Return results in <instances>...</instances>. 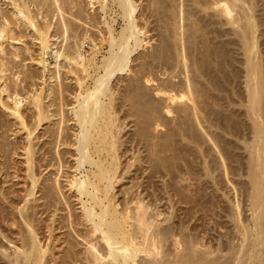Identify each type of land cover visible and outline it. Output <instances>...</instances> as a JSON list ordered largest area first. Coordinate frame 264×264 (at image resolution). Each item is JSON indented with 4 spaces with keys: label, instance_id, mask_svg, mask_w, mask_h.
Segmentation results:
<instances>
[{
    "label": "rangeland",
    "instance_id": "obj_1",
    "mask_svg": "<svg viewBox=\"0 0 264 264\" xmlns=\"http://www.w3.org/2000/svg\"><path fill=\"white\" fill-rule=\"evenodd\" d=\"M62 1L63 2H61V0H58V7L62 6L61 8L60 7L59 8H60V11H62L64 13L58 11V9L56 7L57 5L56 4L53 5V3H54L53 0H52V2H51V0H46L45 2L47 4L44 2V0H41V1L40 0H37V1L34 0V2H36V5H33V7H32L33 11H34L33 18H34V23H35L36 27L38 29H41V30L47 24L51 25V27H52V29L50 30V35L52 37L51 41L55 45H53L50 50L45 52V55L43 57V60H44V63H45V65H44L45 68H43V66H40V64L37 61L40 58V56H41L40 55L41 54L40 42L37 39L38 33L35 31L34 28H32L30 26L28 27L27 24H24L25 23L24 21L17 20L15 18H13L12 15L11 16L9 15L11 13V10L13 9V6L11 5L12 3H11L10 0H0V8H2L4 13L5 12L8 13L7 11H10L7 14L8 16L6 15V18L10 22V25L8 27V30H9L8 34H11L12 39H15V40H11V39L10 40H5V41L2 42L3 43L4 52L0 55V58H2L1 60L4 63L3 64L4 65L3 66V70H5V71H4L3 74L0 73V76H1L0 77V92H2V94L0 93V97H1V99L4 102H6L9 105H12L14 100L19 101L21 103V105H22V107H21L22 113L26 116V118L30 121V124H31V123H34V119L35 118H33V117H35V114L37 113V111L36 112L34 111L35 108H33L34 107L33 104H32L33 97H34V95L39 94V92H40L42 102L44 103V104H42V107L44 105V109L43 110L44 111H48L49 112L48 115L50 117H53V118H51V120L53 122L45 123V125L43 124L44 127H42V130H41L43 132V134L45 132L44 130L48 129V128L49 129L52 128L53 130L51 129V131H53V132L56 131L57 132L60 128L67 127L69 129V131H68L69 134L72 135L73 133H75V130H76V128L73 127L74 125H73V120H72L73 117H74V114H72L73 113L72 111H73L74 106H76V101H75L74 97H76L78 94H80V92L82 94H85L86 92L90 91L92 89V87L94 86L96 79H98L101 75H103L104 70H102L103 67L101 65H103V60H104L103 58L108 56L107 52L110 49L109 48V43H107L108 42L107 40H110V38H111L110 35H108V34H110L108 31L111 30L112 35L115 38L118 39V37H120V34H121L123 28H125L124 27L125 26V21L122 18V15H121L122 11L119 8L118 4L116 2H114V1L112 2V0H109L108 1L109 3L108 2L104 3L102 0H100V1L97 0V1H95V4H94L95 8L89 5V2H88L89 0H86V1L85 0H83V1L82 0H75V1L73 0L72 4L70 3L71 0H67V1H69L68 3L65 0H62ZM254 1L256 2L255 3V5L257 6L256 9L258 10L256 12H254L255 18H257V19H255L256 20V24L258 25V26L256 25V27H259V28H257V30H255L256 27L254 28V31H256V33H255L256 35L254 36V39H256L255 42L257 41L256 45L257 44L258 45H257V49H256L257 52L255 53V55H253V57L255 56L253 59H255L256 61L253 60V62L254 63L255 62L258 63L259 65L261 64V66H262V65H264V22H263L264 21L263 20L264 19V15H263L264 14V7H263L264 6V0L263 1L262 0H260V1L259 0L258 1L254 0ZM37 2L40 5H38ZM65 2L67 3V5H65ZM134 2L138 6V11H137V14H136L137 24L139 26L142 25L141 28H143V30L145 29L144 31L146 32L145 36H141V39L144 41V43L145 42L146 43L145 44L143 43L142 46L140 48H138L133 53L132 58H131V62L129 64L130 70L127 73H124L122 75H117L112 81V83H114V84L111 83V85H110V89H112L111 92L107 95V97L102 98V100L104 101V104L106 103L105 105H109L108 103L110 102V105L112 104L115 107V104H117V106H116V109L118 107V109L116 110V112H117L116 113L117 114V117H116L117 124L120 123L119 126L120 125L122 126L121 127L120 137H123L125 135L126 139L129 138L130 143L134 142V144L136 146L132 145L133 148L134 147L135 148L138 147L141 150L140 151L137 148L135 151L136 152L138 151L139 153L141 152L142 154L138 153L140 155V157L141 158L142 157H144V158L146 157V159H147V161H146V159L144 160V158L143 159L140 158L143 161V163H144V165L140 163L144 171H142V168H140L141 173L138 172L139 175H136V174H138L137 171H139V166H140V165L136 164V166H138V167L134 166L135 168H133L131 170V173H133V174L136 173V174H134V177H132V179L133 178L134 179L133 180L130 179V178L128 179L129 181L132 180V183H130L131 181L129 182L128 180H125L124 184L126 186H123V187L125 189V188H127L128 186H130V185H132L134 183L137 185V186H134L136 188H134L133 185L131 186V190L133 192H131V196H129V197H132V193H133V196H135L134 194H138L140 191H142V189L146 188L145 190H147V193H146L145 190H144L145 192L143 191V193L150 194V196H147V197L152 199V200H150V199L149 200L152 202L153 211L157 212L159 210V212L163 214V216L161 215V217L159 218V221L163 222L162 227H166V225L168 226V224L170 225V222L172 221L174 225H176V224L178 226L182 225V227H184L185 230H190L192 232H195L193 234L194 235L198 234L197 237L199 239H201L204 236V238H205L204 242L206 241V242L210 243V241H212L211 242L212 243L211 246L214 245V247H217L219 240H220V242H222V236H224L223 237V243L225 242L224 245L227 244L228 242H229L228 244H231L230 242L232 241V238L235 237L234 236V224L232 223L233 221L231 220L232 219L231 215L235 211V204L240 206L239 207V211H240L239 214H240V217L242 216L241 220L251 221L250 220L251 219V214H249V211L247 210L248 209L247 203H248L250 189H251L250 188L251 186L248 183V181H250V179L248 177V173H249V168H248L249 163L248 162H249V157H250L249 154H250V152L248 151L247 147L252 142L253 129L251 128L252 126H251V122H250L249 118L246 119V117H248V113H246L247 112L246 106H248V100H249L248 96L249 95H248V90H246L247 89V79H246L247 78V70L246 69L248 68V64H247L248 60L246 58H248V57H247L246 52L244 50L245 49V44H243V42H242V35H244V34L241 31V29H238L237 27L229 25L225 18L221 19L220 16H217L218 14H216L217 12L215 10L211 9V10H205V12H202V11H204L202 5L205 4V3L207 4V1H205V0L203 2H202V0H175V1L174 0H134ZM193 2H195V3H193ZM208 2L210 3V2H212V0H208ZM259 2H261V3H259ZM196 3L201 5L202 10H201L200 5H197ZM178 4H180L179 6H180V8L182 10L184 9L183 12L185 11V13L182 12L183 14H187L188 15L189 13H191L189 15V17H191V18H189L188 16L187 17L184 16V18H186V20L184 19L185 22H183V23L180 22L182 14L180 15L178 13L181 10V9L178 10V8H179ZM76 5H78V6H76ZM104 5H105V8L103 10L102 7ZM173 5H175L174 7L176 8V11H175V8L173 7ZM63 6H64V8H63ZM40 7H41V9H40ZM35 9H36V11H38L39 9L40 10L38 12H36ZM61 9H63V10H61ZM64 9H65V11H64ZM171 9H174V11L177 13V16L178 15L180 16V17L178 16V18H179V23H180L179 25L181 27H180V29L177 30V33H178V35L176 34L177 37L173 36L174 35V30H170L169 29V27L172 26V25L168 24V22L171 21V18L173 19V17L171 16V14H172ZM239 10L240 9H238V13L237 14L238 15L240 14L239 16L241 17V15H243V14L240 13L242 11L239 12ZM246 10H247V8H246ZM45 12H48L49 14L45 13ZM79 12H80V14H78ZM151 12H152V14H151ZM170 12H171V14H170ZM60 13H61V15H60ZM75 13H77V14H75ZM164 13H166V14L164 15ZM205 14H206V16H205ZM258 15H259V17H258ZM62 16H65V18L64 17L62 18ZM97 16H99V17H97ZM203 17L206 18V19H204ZM236 17H237V15H236ZM240 17H237V18H240ZM243 17H241V18H243ZM178 18H177V22H178ZM188 18L191 19V20L188 21L189 20ZM168 19H170V20H168ZM196 19H197V21H196ZM201 19L202 20L204 19L205 21L204 20L202 21ZM61 21H63V22H61ZM96 21H98V22H96ZM192 21H194V22H192ZM200 21L202 23L204 22V24H202ZM221 21H223L224 23L221 22ZM245 21H246L245 19H244V21L243 20L240 21L241 25L245 26L244 25ZM66 22H67V24H65ZM190 22H191V24L192 23L194 24V23L198 22V24L201 25V26H198L199 28L197 27L198 30L200 29V31H201V28H204L203 25H205L206 28L208 27V25H210L207 29L204 28V30H203L204 32L198 31V33H197L198 34L197 35V37H198L197 45L195 47L188 42L189 36H191V34L193 33V29H192V25L193 24L191 25ZM101 23L103 25H101ZM207 23H208V25H207ZM187 24H188V26H191V28H189L187 26ZM54 26H55V28H54ZM183 26H185L184 27L185 29L182 28ZM232 27H234V29ZM65 28L70 30V32H68V30H67V33H65L66 32ZM165 28H167V29L165 30ZM14 29H16V30H14ZM71 29L73 31H71ZM187 29L188 30L191 29L192 31H190V30L188 31ZM57 30H60V31L57 32ZM185 30L187 31V33L184 32ZM165 31H167V32H165ZM245 31H248V30H245ZM11 32H13V33H11ZM92 32H94V33H92ZM180 32H181L182 35H179ZM234 32H235V34H234ZM236 32L239 33V34H237ZM86 33L90 37V40L92 39V40H94V42L96 41L95 43H97V44H99L101 42V40H102V38L104 36L105 39L103 38V40H106V42L104 41V42H101L99 44L100 48H98L97 52L93 51V44H91L92 41L84 40L85 35H87ZM52 34H53V36H52ZM82 36H84V37H82ZM93 37H95V38L93 39ZM173 37H174V39H173ZM78 38H80V40ZM99 38H100V40H99ZM72 40H74V41H72ZM161 41H162V43H161ZM183 41H184L186 46L184 45V43H182ZM178 42H180V43H178ZM76 43H78V44H76ZM82 43L84 45H81ZM172 43L173 44L175 43L174 45L177 44L178 46L174 47ZM79 44L81 45L80 46V51L87 58L89 56L90 57L93 56V54H96L95 60H94L95 61L94 66H92V68L89 67L87 72H84V75H83V72L80 71V69L76 68V66L68 65V62L65 59H63V57H61V58H59L57 60L55 58V52L64 53L66 51V53L70 54V51H73L74 49L76 50V47H78ZM163 44H164V46H163ZM166 45H167V47H165ZM182 45H183V47H181ZM70 46H72V47L70 48ZM179 46L181 47L182 52H181V49H180ZM176 47L179 50H177ZM67 50H68V52H67ZM179 52H180L181 55L185 54L184 56L188 60H185L186 58L184 56L179 55ZM66 53H64V54H66ZM14 54H15V56H14ZM149 54H151V55L149 56ZM170 54H171V56H170ZM187 54L189 55L190 59H189ZM190 54H191V56H190ZM12 56H14V57H12ZM143 56H144L145 59L143 58ZM177 56L185 58L184 59L185 60V65L183 63H181V64L179 63L180 65H178L177 62H178V58L179 57L177 58ZM256 56H257V58H256ZM149 57H151L153 60L151 58H149ZM193 57L196 58V59H193V60H196L197 63H198V66L202 68V71L200 73L198 72V69L193 67V65H192L193 64L192 63L193 60H191V58H193ZM203 57H204V59H203ZM154 59L155 60L157 59L158 61L157 60L155 61ZM167 59H170V61L167 60ZM151 61H152V63H151ZM174 61H175V63L178 66L177 68H176V64L174 63ZM186 61H189V62L186 63ZM169 62H171V63H169ZM145 63H146L147 66L144 65L145 66V69H144V72H143L144 74L142 72H141V74H139L141 69H142L143 64H145ZM154 63H155V65H154ZM182 64H183V66H182ZM13 65H14V68H12ZM185 66L186 67L188 66L187 70L189 72L186 70ZM69 67H71V68H69ZM225 67H227V68H225ZM245 67H246V69H245ZM263 67L264 66H262L261 70L262 69L264 70ZM11 68H12V70H11ZM64 68L67 69V70H65ZM41 69H43V70H41ZM71 69L72 70L75 69L74 74L69 73V70H71ZM77 70H79V71H77ZM152 70H153V72H152ZM176 70H177V73H175ZM216 70H217L218 74L216 73ZM31 71H34V72H31ZM76 73L79 74L80 76H78ZM192 73H195V75L192 74ZM198 73H199V75H198ZM39 74H40V76H39ZM138 74L140 76H142V77L139 76L140 77L139 80H137V78H136V77H138ZM183 74L184 75L187 74L186 75L187 77L183 76ZM147 75H148L147 79H151V80L154 79L155 81L157 80L156 82L154 81L153 83H151L152 84L151 85L152 88H158V89L163 90V91L165 90V93H169V94L172 92L171 93L172 95H178L179 97L180 96H184L186 94L185 90L184 91L181 90V83H183V80L186 81V79L188 78V80H191L192 84L191 83L190 84L193 85V86L195 85L194 87L196 88V91H195L194 87H193V89L191 88L193 91L188 92L189 96H190V94H192V97H193L194 93H192V92H195L196 93V97L195 96H194L195 98L193 97L195 99V101L197 100V98L200 100L199 102L202 101V103L200 105L201 110H200V112L198 110L197 113H196L198 115L196 116V114H194L195 116L194 115L192 116V113H191V115L188 118H185V120H184L185 116L183 114L180 115L178 113L177 114L173 113L171 115V117H165V115H164V117H165L164 119L161 116L159 117V115H158L157 119L159 121H162V122L159 123L161 126L158 127L157 130L154 129V124H153L154 122H151L152 120L149 119V121H150L149 123L153 124V126H151V124L148 126V123L146 124V126L148 127V129L151 126L150 129L153 128L154 130L146 129L145 131L147 132V134L150 133V135L152 136V139L154 138V135L157 137V139L155 137V139H154L155 141L151 139L152 142H151V140H149V138L151 137L149 134H148L149 136L146 137L147 139L144 142H142L141 137H139L140 141L136 140V138H137L136 136L137 135L140 136V133L142 132L141 131L142 129H140L141 128L140 127L141 120L146 121V119L150 116L149 113L144 114L145 112H148L147 109H145V106L143 104L138 106L136 109H134V107L132 105L131 108L133 107V109H129L130 105L132 103L137 102V99H135L136 101H133L132 103H130L132 99L129 100L130 101L129 103L127 102L129 97H131V98L133 97L134 98L135 96H133V95H136V91L135 92H131V90L129 91V89H131L132 85L136 82V80H137L136 83H139V84H137V86L139 85L138 89L140 88L137 92H141V91H143L145 89L146 85H144V83H145V79H146ZM149 75H151V76H149ZM263 75H264V71H263ZM78 78L82 81V85L81 86H79V84L77 83V79ZM82 78L84 80H82ZM171 79L172 80L174 79L175 81L174 80L171 81ZM230 79H232V80H230ZM131 80L134 83L131 84V82H132ZM140 80H142V81L140 82ZM178 80H179V82H178ZM194 82H195V84H194ZM165 83H167V84H165ZM83 84H84V86H83ZM170 84H172V85H170ZM178 84H180V85H178ZM129 85L131 87H129ZM6 87L8 88V91L7 92H3V90ZM67 87H69L68 90H67ZM122 87L125 90H123ZM142 87H143V90H142ZM172 88L175 89V90H173ZM200 89L202 91V94H201ZM180 90L183 91L184 93L182 94ZM198 90L200 91L199 93H198ZM62 91H64V92H62ZM246 91H247V93H246ZM16 93H17V95H16ZM75 93H76V95H75ZM111 93L113 95H111ZM173 93H175V94H173ZM197 93H198V95H197ZM114 94H116V95H114ZM118 95H119V97H118ZM112 96L113 97L115 96L116 98L115 97L113 98ZM62 97H64V98L62 99ZM125 97H126V99H125ZM115 99H116V101H115ZM162 99H164V98H162ZM183 100H187V99L184 98ZM51 101L54 102V103H52ZM60 101H62V102H60ZM64 101H66V102H64ZM243 101H244V103H243ZM45 102H46V104H45ZM49 102H51V103H49ZM196 102H198V101H196ZM203 102H205L206 104L203 103ZM61 105H62V107H61ZM142 105L144 107H142ZM243 105L246 108V111H245V108L243 107ZM204 106H205V108H204ZM127 109H128V111H127ZM206 109H208V110H206ZM137 110H140L142 114L139 113V111L137 113ZM214 112H215V114H214ZM245 113H246V115H245ZM63 116H64V118L62 119ZM12 117L13 116L10 115V112L8 110L3 109L0 106V141H1L0 143L4 144L5 146L7 144V146H6L7 150H6V147L4 145L0 144V146L2 145L3 149L8 151V153H7L8 156H5V158L0 153V163L1 164L2 163L9 164V165L11 164V166H13L12 164L15 163L14 164L15 166H17L18 168L23 170L24 164H22V162L24 161L25 157L23 156L24 153L21 152L22 151L21 147L24 144H27L26 143L27 141L25 140L26 139V136H25V134H26L25 131L26 130L25 131L23 130V132H22L21 127L20 126L18 127L19 122L15 118H12ZM168 118H170V119H168ZM190 118H191V120H190ZM65 120H67V121L69 120V122H67ZM166 120H168V121L170 120V121L168 122ZM29 121H28V123H29ZM63 121L67 122V123L65 124V123H63ZM143 121H142V125L143 124L145 125V123L148 121V119H147V121L145 123H143ZM60 122H61V124H60ZM230 122H232V123H230ZM2 124H4V126H2ZM66 125H68L69 127L66 126ZM58 127H59V129H58ZM249 128H251V129H249ZM179 129H181V131ZM250 130H251V132H250ZM190 131L191 132L193 131V132L191 133ZM78 132L79 131L77 130L76 134H78ZM193 133H194V135H193ZM189 134H191V135H189ZM239 135H240V138H239ZM1 136L3 137V139L1 138ZM163 136L164 137L166 136L165 139L166 138L167 139L165 140ZM183 136L185 137L186 140L183 138ZM159 137H161V138L159 139ZM162 137H163V140H162L161 143L160 142L159 143H160L161 147L163 145V147H165V148H163V147L162 148H158L157 146H156L157 148L155 147L156 149L152 148L154 143H156V142L158 143V141H156V140H158V139L161 140ZM3 140H4V142L6 144L3 142ZM44 140L47 143L52 141V139H49V138L48 139L45 138ZM131 140H133V141H131ZM148 140L151 143L147 142ZM188 140H190V142ZM200 140H201V142H200ZM165 141H169L170 143L169 142L165 143ZM139 142H140V144H139ZM34 143L36 144L37 142H34ZM147 143L150 144L149 146H151L152 144L153 145L151 147H149ZM159 143L157 145H159ZM162 143H164L165 145L162 144ZM11 146H13V148ZM40 146L41 145H38V147L36 149H39ZM49 146L50 145H48V148H49ZM51 146H53V147H51ZM51 146H50L51 150L49 149L50 150L49 152L51 153L50 154L51 156L54 155V157H55L56 156V153H55L56 151L63 150V147H60V149L58 147L56 148L55 143L51 144ZM1 147H0V149H1ZM130 147L131 146L128 145V148H130ZM166 147L168 148V150L170 149L171 152H168ZM183 147H184V149H183ZM10 148H11V150H10ZM46 148H47V146H46ZM14 149L17 150L15 152L16 155H14L12 153V152H14ZM152 149H155V150H152ZM162 149H164V151ZM165 149H166V151H165ZM244 149H245V151H244ZM151 150L154 151V152H152ZM155 151H156V153H155ZM160 151H162V152L161 153H157V152H160ZM131 152L132 151H130L129 156H132L133 152L132 153ZM154 153L159 155V156H160V154L162 155V153H165L166 155L164 156V158H165L166 161L163 159L165 162L162 161L161 162L162 165H161L160 164V161H161L160 159L163 156L162 157L160 156L161 157L160 158L157 155H153V158H152L151 155L154 154ZM147 154H149V155H147ZM148 157L151 158L150 161L148 160L149 159ZM221 157H222V159H221ZM154 158L156 159V161H155ZM158 158H159L160 161L158 160ZM166 158H168V161H167ZM169 158H170V161H169ZM223 158H224V160H223ZM152 159H154V160H152ZM18 160H20V162ZM11 161H13V162H11ZM151 161L152 162L155 161L153 163L157 164L156 166H158V170H156L157 169L156 166L155 167L151 166V164L153 165V163ZM202 161H203V163H202ZM17 162H18V164H17ZM55 162H56V160H54L52 163L55 164ZM166 162H168V163H166ZM146 163H149V164L145 165ZM159 165L162 166V167H160ZM149 166H151V169L149 168ZM13 167L8 170L9 174H6L7 177H4V176L0 177L2 183H5V184L1 183L0 184L1 185L0 188H3L4 192H10L11 193V194H9V197L13 198V202L11 203V206L8 208V210L10 212L13 211L12 213L14 214V216H16V218H14L13 215L12 216L10 215V217H8L6 219V221H4L5 223L4 222L1 223V226H2V230L4 232V235L7 236L8 238L11 237L9 240H11V239H12V241L16 240L14 242H15L16 246L18 247V246H20L19 244H21V242L19 240L20 237H18V235H20V232H19L20 230L17 227H15L16 225L13 227L12 224L14 222L20 221V219H18L19 215L17 213V209H20L22 207V203H20V201L17 199L16 196L20 197L21 195H23L24 194V189H26L27 185L30 186V183H28V184H27V182L24 183L25 181H23L21 179V176H22L23 172L19 173L21 176L18 179L17 178L13 179V177H14V176H12V175H14ZM188 167H189L190 170L188 169ZM136 168H137V170H136ZM147 168H149V169H147ZM223 168H224V170H223ZM225 168H226V170H225ZM48 170L51 171V172L48 173V178L50 180L45 182V183L52 186V184H54L56 170L53 169V168L52 169L49 168ZM154 170H155V172H153ZM242 170H244V171H242ZM151 171L154 174H151L150 173ZM169 171H171V172H169ZM181 171H183V172H181ZM147 172H148V174H151V175H149L150 176L149 180H148L149 176L147 175ZM142 173H144V175ZM133 174L131 176H133ZM205 174H206V176H205ZM135 175L137 177L140 176L139 177L140 180L137 179V178H136L137 179L136 180L135 179ZM170 175H171V177H170ZM210 175H211V177H210ZM141 176H142V178H141ZM146 176H148V177H146ZM151 176H152V178H151ZM163 177H164V179H163ZM205 177H206V179H205ZM61 178L59 180H60L62 186H64L65 185L64 178H62V179ZM144 178L146 179V181H145ZM160 178H162V179H160ZM202 178H204V179H202ZM3 179H5L4 182H3ZM172 179L173 180L176 179V180L173 181ZM134 180H136V182L133 183ZM138 180H139V182L143 181L142 183H144V185L143 184L140 185ZM180 180H181V182H180ZM148 181L149 182L151 181V182L148 183ZM167 182H168V184H167ZM169 182L172 184L171 186L169 185ZM128 183H130V184H128ZM173 183L174 184L176 183L175 185H176L177 190H178V192L176 190V193H174L175 189H174V192H173V188H175V186L173 187V185H174ZM145 184H146V186H145ZM147 184H148V186H147ZM119 185H121V184H119ZM119 185H117V187H118L117 189H120ZM139 185L141 187L142 186L143 187L145 186V187L140 189ZM167 186L169 188L170 187L171 188L169 189ZM206 187H207V189H206ZM245 188H247V189H245ZM29 189H30V187H29ZM117 189L115 190V192L117 191ZM64 190H63V192L66 193L65 194L66 196L65 195L64 196L67 199L71 197L70 198V203L72 205L70 203L69 204L71 206V209H73V211L71 212V209H70V211H67L69 209L66 208L67 205H65L64 203H63V205H65V206L62 207V202H64L63 200L65 199V197H63L62 194H60V193H59L60 195L56 194L55 197L59 196L58 197L59 198L58 201H60V200L62 201V202L60 201L61 204L58 206L60 208V210L58 212V216L59 215L61 216V218H59V221L60 222L62 221L60 219H64V220L66 219V220H65V222L63 220L62 221L63 224H60V225L64 226L65 228H62L61 226H58L59 229L61 227V229H60L61 232L59 231V229H57V231L55 233H56V236H58V237L55 236V233H54V236H55V238H58V239H60V237H61V241L63 240L66 243L63 244V241L62 242L61 241H59V242L57 241L58 244H54V242H51V243H53V245H51L53 247V251L56 253V254L53 255L55 257L54 259L57 260L58 257H59V259L57 260L58 263H56L54 260H52V257H51L50 260H52V261H50V262H52L53 264H55V263L56 264H83L84 260H82V258L84 257V252H85L86 246L84 245L85 242L82 243L81 242L82 240L80 239V237H78V233H79L78 231H80L81 227L78 226V229H77L76 228L77 226H76L75 228L77 230H75V228H73L74 230H71L72 227L70 228V226L72 225L71 224L72 218L70 217V215H73V214H74V216H76L77 214L79 215V213H80L79 212L80 211V205L75 201L74 198H72L71 195H69L68 192H66V189H64ZM135 190L138 191V192H136ZM204 190H205V192H204ZM122 191H123V189H122ZM122 191L120 190L121 193H119V191H118V196L117 197L119 198V200L124 197V195L122 194ZM166 191L167 192L169 191V192L166 193ZM172 192L174 194H176V195L174 196V194ZM56 193H58V192H56ZM164 195H166V196H164ZM168 196H170V197H168ZM245 199H246V201H245ZM156 201H158V203ZM1 203H3V204H1ZM1 203H0L1 206L4 205V206L8 207V205L7 204L5 205V203L3 201H1ZM28 203L29 204H27V205H29L28 207H30V208L33 205L36 204V203H34V200H31ZM156 205H157V207H156ZM242 207H243V209H242ZM68 208H69V206H68ZM67 212H70L72 214H70V213L67 214ZM49 213H46L47 214L46 216L44 214L43 215L44 218L42 217V219L50 221ZM188 215H189V217H188ZM229 215H230L231 218L229 217ZM62 216H64L65 218H63ZM67 217L69 219L70 218L71 219L67 220ZM73 218H75V217H73ZM163 218H165V219H163ZM168 218L169 219L171 218L172 220L170 219V222H169ZM185 218H187V219H185ZM166 219H167L168 222L167 221H163V220H166ZM229 219L231 220V222H230ZM172 222H171V224H172ZM46 223L48 224V222H46ZM42 224H45V223H42ZM67 225H69V226L66 227ZM72 226H75V225H72ZM10 230H11V232H10ZM203 230H204V232H202ZM67 231H68V235H69V232H70V235L73 234L72 235L73 237L71 236L72 237L71 238L72 241L70 240V238H68ZM75 231H77V232H75ZM187 232H189V231H187ZM192 232H190V233H192ZM47 234L48 233L46 232V235ZM70 235H69V237H70ZM219 236L221 237V239H220ZM230 237H231V240H230ZM65 238H66V241L64 240ZM67 238L69 239V241H68ZM67 241L69 243H67ZM0 242H1L0 244L3 246L4 249L5 248L8 249L7 254H13L14 251L9 249V247H10L9 244L6 243V240L2 236H0ZM234 242H235V240H234ZM236 243H238L237 240H236L235 244ZM67 244H69V247H67L68 246ZM70 245L73 246V249H71V250H70V247H71ZM167 246L170 248L168 243L166 245V249L168 248ZM225 246H227V245H225ZM83 248H84V250H83ZM66 249L68 250L69 254L71 253V251L74 252V254H72V255H75L76 253H78V254H76L75 256H72L73 258L70 257L71 255L68 257V253L66 254V252H67ZM56 251H58L59 254ZM75 251H77V252L75 253ZM65 254L67 256H64ZM78 256H79V258H77ZM60 257H61V259H60ZM142 257L143 256H141V258ZM64 258H65L66 261L64 260ZM69 258H71V259H69ZM48 260H49V258H48ZM59 260H60V262H59ZM70 260H72V261H70ZM7 262L8 261L6 260V258H4V257H2V255H0V264H8ZM50 262H49V264H52Z\"/></svg>",
    "mask_w": 264,
    "mask_h": 264
},
{
    "label": "bare ground",
    "instance_id": "obj_2",
    "mask_svg": "<svg viewBox=\"0 0 264 264\" xmlns=\"http://www.w3.org/2000/svg\"><path fill=\"white\" fill-rule=\"evenodd\" d=\"M10 1L12 3L11 5L13 6V9L11 10V13L9 15L10 16L12 15L13 18H15L17 20L24 21L25 22L24 24H27L28 27L30 26V27L34 28L35 31L38 33V35L37 34L36 35H37L38 41L40 42V51H41V54L40 55L41 56H40V58L37 61L40 64V66H43V68H45L44 67L45 63H44V60H43V57L45 55V52L48 51V50H50L51 47L53 45H55L51 41V39H52V37L50 35V30L52 29L51 25H49V24L45 25V27L42 28V30L41 29H38L36 27V25L34 23V18H33L34 11H33V8H32L33 5H36V2H34V0H10ZM45 1L46 0H44V2ZM53 1H54L53 5L56 4L57 6L56 5L55 6L57 7L58 11L59 12H62V11H60V8L62 6L61 7L59 6L60 8L58 7V0H53ZM65 1L67 3L69 2L67 0H65ZM72 1L73 0L70 1L71 4H72ZM95 1H97V0H89L88 1L89 2V5L92 6V7H94ZM102 1L104 3H107L109 0H102ZM113 1L118 4L119 8L122 11L121 15H122L123 20L125 21V26H124L125 28H123V30H122V32L120 34V37H118V39L115 38L112 35L111 30L108 31L110 33L108 35H110V37H111L110 40H107L108 41L107 43H109V48L110 49L107 52L108 53V56L105 57V58H103L104 59L103 60V65H101L103 67L102 70H104L103 75H101V76L99 75L100 77L98 79H96L95 84H94V86L92 87V89L90 91L87 90L88 92H86V93L84 92L85 94H82L80 92V94H78L76 97H74V99L76 101V106H74L73 111H72L73 112L72 114H74V117H73L72 120H73V125H74L73 127L76 128L75 133H73L71 135V134H69V132H68L69 129L67 127H62L61 126L62 128L59 129V127H58L59 130L57 132L56 131L53 132V131H51L52 128L51 129L48 128V129H45L44 130L45 132L43 134V132L41 131L42 130V127H44L43 124L45 125V123L53 122L51 120V118H53V117H50L48 115V113H49L48 111H44L43 110L44 109V105L42 107V104H44V103L42 102L40 92H39V94H36L33 97L32 104L34 106L33 108H35L34 111L35 112L37 111V113L35 114V117H33V118H35L34 119V123H31V124H30V121L26 118V116L22 113V111H21L22 105H21V103L19 101L14 100L13 103H12V105H9L6 102H4L1 99V97H0V106L3 109L8 110L10 112V115L13 116L12 118H15L19 122L18 127L19 126L21 127L22 132H23V130L24 131L26 130L25 131L26 132V134H25L26 139L25 140L27 141L26 142L27 144H24L21 147V150H22L21 152L24 153L23 156L25 157L24 158V161L22 162V164H24L23 170L20 169V168H18L17 166H15L14 165L15 163L12 164L14 167L11 166V164L9 165V164H4V163L1 164L0 163V177L1 176L7 177L6 174H9V171L8 170L13 167V170H14V172H13L14 175H12V176H14L13 179L14 178H17L18 179L21 176L19 173L20 172H23L22 173V176H21V179L23 181H25L24 183H26V182H27V184L30 183V186L27 185L26 189H24V194L23 195H21L20 197H18V196L15 195L17 197V199L20 201V203H22V207L20 209H17V213L19 215V218L18 217L17 218L20 219V221L14 222L12 224L13 227L16 225L15 227H17L20 230L19 232H20V235L21 236L18 235V237H20L19 240H20L21 244H19L20 246H18V247L16 246V244L14 242L16 240H14V241H12V239L9 240L11 237L8 238L7 236H5L4 235V232L2 230L1 223H3L4 221H6V219L8 217H10V215L11 216L13 215L14 218H16V216H14V214L12 213L13 211L10 212L8 210V208L11 206V203L13 202V198L9 197V194H11V193L10 192H4L3 191L4 189L3 188H0V203H1V201H3L5 203V205L6 204L8 205V207H6L4 205H3L4 206L3 207V206L0 205V236H2L6 240V243L9 244V246H10L9 249H11V250L14 251V252L12 251L13 254H7L8 249L7 248L4 249L3 246L0 244V255H2V257L6 258V260L8 261L7 262L8 264H49V262L52 261V260H54L56 263H58L57 260L59 259V257L57 256L58 257L57 260L54 259L55 257L53 255L56 254V253L53 251V247L51 246V245H53V243H51V242H54V244H58V242L61 241V237H60V239L55 238V236H56V233L55 232L57 231V229H59L58 226H61L62 228H65V227L62 226V225H60V224H63L62 221L64 219H60V220H62L60 222L59 221V218H61V216L60 215L58 216V212L60 210V208L58 206L61 204L60 203L61 200L58 201V199H59L58 197L59 196L58 197H55V196H56V194H58V195L62 194V196L65 197L66 196L65 195L66 193L63 192V190L66 189V192H68L69 195H71L72 198H74L75 201L80 205V211H79L80 213L78 212L79 215L78 214H77L78 216L77 215L74 216V214L73 215H70V217L72 218L71 224L72 225H75V226H72L71 225L70 228L72 227L71 230H74L73 228H75L76 226H77L76 227L77 229H78V226L81 227L80 228V231H78L79 232L78 233V237H80V239L82 240L81 241L82 243L85 242L84 245L86 246V248L84 247L85 248V252H84V257L82 258V260H84L83 264H264V75H263V71L264 70L263 69H262L263 71L261 70L262 66H264V65L261 66V64L259 65L258 63H256V62L254 63L253 62V60H255V59H253L255 57V56L253 57V55H255V53L257 52L256 49H257V45H258V44L256 45V42H257V41L255 42L256 39H254V36L256 35L255 34L256 31H254V28L257 25L256 24V20H255L257 18H255L254 12L258 11L256 9L257 6L255 5L256 2L254 0H212V2L209 3L208 0H205V1H207V4L205 3V4H203L204 6L202 5V7L204 9V11H202V12H205V10H211V9L212 10H215L217 12L216 14H218L217 16H220L221 19L222 18H225L227 20V23L229 25L234 26V27H237L238 29H241V31L244 34V35H242V34L241 35H242V42H243V44H245V49L244 50H245L246 55L248 57V58H246L248 60L247 61L248 68L246 69V67H245V69L247 70V78H246L247 79V89L246 90H248V95H249L248 96V98H249V100H248V106H246V108H247V112L246 113H248V117H246V119L249 118V120L251 122V126H252L251 128L253 129V132H252L253 133L252 142H251V144H249L248 147L246 146L248 148V151L250 152V154H249L250 157H249V162H248L249 163V166H248V168H249L248 177H249L250 181H248V183L251 186L250 187L251 189H250L249 199H248V203H247V206H248V209L247 210L249 211V214H251V219H250L251 221L241 220V217L242 216L240 217V214H239L240 213V211H239V207L240 206L237 205V204H235V211L231 215V217H232L231 220L233 221L232 223L234 224V236L235 237L232 238V241L230 242L231 244H228L229 243L228 242L227 244H225L227 246H225L224 245L225 242L223 243V237L224 236H222V242H220V240H219L220 243L217 241L218 242V246L217 247H214V245L211 246V244H212L211 242L212 241H210V243H208L206 241L204 242V239H205L204 236L203 237L201 236L202 238L200 237L201 239H199L197 237L198 234L194 235L193 233H195V232H192L190 230H185V228L182 227V225L181 226H178L176 224L177 225L176 226V225L173 224L172 221H171L172 222V224H171V222H170V219L171 218L170 219L168 218V221L170 222V225L168 224V226L166 225V227H162L163 222L162 221L160 222L159 221V218L161 217V215L163 216V214L160 213L159 210L157 212L156 211H153L152 202L150 201L152 199H150V198L147 197V196H150V194L143 193V191L146 189V188H144L146 186V184H145L144 187L143 186L141 187L140 185H142V184L144 185V183H142L144 180L142 179L143 181L142 182H139V180H140L139 177L140 176L139 177L136 176V175H139L138 172L141 173V171H140V168H142L141 164L144 165V163H143V161L141 159H143L144 157L141 158L140 155H139L141 152L139 153L138 151L137 152L135 151L138 147H136V148L134 147L135 149L133 148V146H136L134 144V142H131L130 143L129 138L126 139L125 138L126 137L125 135L123 137H120L121 127L122 126L121 125L119 126L120 123L117 124V119H116V117H117L116 110L118 109V107L116 109L117 104H115V107L112 104L110 105V102L108 103L109 105H105L106 103L104 104V101L102 100V98L107 97V95L111 92L112 89H110V85H111L113 79L117 75H122L124 73H127L130 70L129 64L131 62L132 55H133V53L138 48H140L142 46V44L144 43V41L141 39V36H145V34H146V32L144 31L145 29L143 30V28H141L142 25L139 26L137 24L136 14H137V11H138V6L134 2V0H112V2ZM203 1L204 0H202V2ZM256 1H258V0H256ZM51 2H52V0H51ZM61 2H63V1L61 0ZM66 2H65V5H67ZM193 3H195V2H193ZM259 3H261V2H259ZM196 4L197 5H200L198 3H196ZM38 5H40V4L38 3ZM179 5L180 4H178V6ZM64 6H63V8H64ZM76 6H78V5H76ZM174 6L175 5H173V7ZM200 7H201V5H200ZM202 7H201V10H202ZM104 8H105V5L102 7V9L104 10ZM246 8H247V10H246ZM40 9H41V7H40ZM179 9H181L180 6H179L178 10ZM238 9H240L239 12L242 11V12H240V13L243 14V15H241V17L244 16L243 18L246 20L245 23H244L245 26L241 25V22L240 21H242V20L244 21V19L239 16L240 14L239 15L237 14L238 13ZM61 10H63V9H61ZM183 10L181 9L178 12L180 15L182 14L181 15V21H180L182 23L185 22L184 19L186 20V18H184V16H186V17L188 16L189 17V15L191 14V13H189L188 15L187 14H183V13H185V11L183 12ZM35 11H36V9H35ZM38 11H36V12H38ZM64 11H65V9H64ZM175 11H176V8H175ZM175 11H174V9H171L172 14H171V12H170V14L173 17V19L171 18V21L168 22V24L172 25V26L169 27V29L170 30H174V35L173 36L177 37L176 36V34L178 35L177 30L180 29L181 26L179 25L180 24L179 23V18H178L179 15L177 16V13ZM7 12L9 13L10 11H7ZM5 13L2 10V8H0V55L4 52L3 43L2 42L5 41V40H10V39L11 40H15V39H12L11 34H8V32H9L8 27L10 25V22L6 18V15L8 13H6V14ZM45 13H48V12H45ZM62 13H64V12H62ZM75 14H77V13H75ZM78 14H80V12ZM151 14H152V12H151ZM165 14L166 13H164V15ZM60 15H61V13H60ZM236 15H237V17H240V18H237ZM205 16H206V14H205ZM63 17L65 18V16H62V18ZM97 17H99V16H97ZM258 17H259V15H258ZM177 18H178V22H177ZM189 18H191V17H189ZM204 19H206V18H204ZM168 20H170V19H168ZM190 20L191 19H189L188 21H190ZM196 21H197V19H196ZM61 22H63V21H61ZM96 22H98V21H96ZM192 22H194V21H192ZM221 22H223V21H221ZM65 24H67V22ZM190 24H191V22H190ZM197 24H198V22H196V23H194L192 25L193 33L191 34V36H189V39H188V42L190 44H192L194 47L197 45V39H198V37H197L198 34L197 33H198V31H200V29L198 30V28H199L198 26H201V25H199V24L197 25ZM202 24H204V22ZM101 25H103V24L101 23ZM207 25H208V23H207ZM187 26H188V24H187ZM209 26L210 25H208V27ZM184 27L185 26H183L182 28H184ZM188 27L191 28V26H188ZM203 27L206 28L205 25H203ZM234 27H232V28L234 29ZM54 28H55V26H54ZM204 28H201V31L202 32H204L203 31ZM257 28H259V27H256L255 30H257ZM166 29L167 28H165V30ZM14 30H16V29H14ZM67 30L68 29H66V32L65 33H67ZM189 30L192 31L191 29H189ZM245 30H248V31H245ZM58 31H60V30H57V32ZM71 31H73V30L71 29ZM68 32H70V30H68ZM165 32H167V31H165ZM184 32L187 33L186 30ZM11 33H13V32H11ZM92 33H94V32H92ZM234 34H235V32H234ZM237 34H239V33H237ZM179 35H182L181 32H180ZM52 36H53V34H52ZM82 37H84V36H82ZM94 38L95 37H93V39ZM103 38H104V36H103ZM103 38H102V40H103ZM78 39L80 40V38H78ZM173 39H174V37H173ZM84 40H90V37L88 36V34L85 35ZM99 40H100V38H99ZM102 40H101V42H104V41L106 42V40H103V41ZM72 41H74V40H72ZM90 41H92L91 44H93V51L94 52H97L98 51V48H100L99 47V44L101 42L99 44H97V43H95L96 41L94 42V40H92V39ZM180 42H178V43H180ZM161 43H162V41H161ZM182 43H184V41ZM76 44H78V43H76ZM174 44H173L174 47L175 46H178L177 44L176 45H174ZM81 45H84V44L82 43ZM81 45L79 44L78 47H76V50L73 48L75 51L74 50L73 51H70V54L69 53H66V51L64 52L66 54L59 53V52H55V58L57 60V59L63 57V59H65L68 62V65H74V66H76V68L80 69V71H82L83 72V75H84V72H87V70L89 69V67L92 68V66H94V64H95V61L94 60H95L96 54H93V56H91V57L89 56L87 58L80 51V46ZM184 45H185V43H184ZM163 46H164V44H163ZM71 47L72 46H70V48ZM165 47H167V45ZM181 47H183V45ZM181 47H180V49H181ZM177 50H179V49L177 48ZM67 52H68V50H67ZM181 52H182V49H181ZM150 55L151 54H149V56ZM179 55H181L180 52H179ZM184 55H181V56H184ZM14 56H15V54H14ZM14 56H12V57H14ZM170 56H171V54H170ZM190 56H191V54H190ZM178 57L179 56H177V58ZM188 57H189V55H188ZM143 58H144V56H143ZM149 58H151V57H149ZM179 58H178V62L176 61L178 63V65H180L181 63H183L185 65V60H188V59L186 57H185L186 59L185 58H182V57H179ZM256 58H257V56H256ZM1 59L2 58H0V73L3 74L5 70H3V66H4L3 64L4 63L2 62ZM189 59H190V57H189ZM193 59H196V58H194V57L191 58V60H193ZM203 59H204V57H203ZM167 60L170 61V59H167ZM187 62H189V61H186V63ZM151 63H152V61H151ZM169 63H171V62H169ZM174 63H175V61H174ZM192 63H193L192 64L193 67L197 68L198 69V72L200 73L202 71V68L198 66L197 61L196 60H193ZM183 64H182V66H183ZM144 65H146V63L143 64V66L141 65L142 66V69H141V71L139 70L140 71V73L138 72L139 74H141V72L142 73L144 72V69H145V66ZM154 65H155V63H154ZM177 67L178 66L176 64V68ZM187 67H186V70H187ZM12 68H14V65H13ZM12 68H11V70H12ZM69 68H71V67H69ZM225 68H227V67H225ZM41 70H43V69H41ZM65 70H67V69H65ZM153 70H152V72H153ZM77 71H79V70H77ZM31 72H34V71H31ZM74 72H75V69L74 70H72V69L69 70V73L74 74ZM175 73H177V70H176ZM195 73H192V74L195 75ZM199 73H198V75H199ZM216 73L218 74L217 70H216ZM139 74H138V77L140 76ZM77 75L80 76L79 74H77ZM186 75L183 74V76H186ZM39 76H40V74H39ZM149 76H151V75H149ZM138 77H136L137 80H139L140 77H142V76H140L139 78ZM147 77H148V75L146 76L145 83H144V85H146V87H145L144 90H143V87H142V90L143 91L140 90L141 92H137L140 89V88L138 89V86L139 85L137 86V84H139V83H136L137 80L135 82L136 84L132 81L133 79L131 80L132 82L130 81L131 84L134 83L135 85L133 84L132 87L129 85V87H131V89H129V91L130 90H131V92H135L136 91V95H133V96H135L134 98L133 97L132 98L129 97V99L127 98L128 99L127 100L128 103L130 102L129 101L130 99H132L130 103H132L133 101H136L135 99H137V102L132 103L130 105V108L129 109H133V107H134V109H136L138 106H140L141 104H143L145 106V109H147V111H148V112H145V113L143 112V113L144 114L149 113V115H150V116L148 115L150 118L149 117L148 118L146 117L148 119V121L146 119L147 122L141 120V123H140L141 125H142V121H143V123L146 122L145 125L143 124L144 126L143 125L142 126L140 125L141 128L138 126L140 129H142L141 130L142 132L140 133V136L139 135L136 136L138 138V139L136 138V140L140 141L139 137H141L142 142H144L147 139L146 137L150 135V133H148L149 134L148 135L147 132L145 131L146 129H148V127L146 126V124L148 123V126L151 124V123H149L150 122L149 119L152 120L151 122H154L153 123L154 124V129L157 130V128L161 126L159 123L162 122V121H159L157 119V116L158 115H159V117L161 116L164 119L165 117H171V115L173 113L174 114H177L178 113L180 115L183 114L185 116V117L183 116L184 117V120H185V118H188L191 115V113H192V116H193L194 114L197 113L198 110L200 112V110H201L200 105L202 103V101L199 102L200 100L198 98L196 100L198 102L195 101V99H194L196 97V93L195 92H192V93H194V95H193V97L195 96L194 98L192 97V94H190V96H189L188 92L193 91L192 89H193V87L195 85L194 86L191 85L192 84L191 83V80H188V78L186 79V81L183 80V83H181V90H183V91L185 90L186 91V94L184 96H180L179 97L178 95H172L171 94L172 92L169 94V93H165V90L163 91V90H160L158 88H152L151 87V85H152L151 83H153L155 80L152 79L153 80L152 81L151 79H147ZM82 80H84V79L82 78ZM173 80L171 79V81H173ZM179 80H178V82H179ZM230 80H232V79H230ZM141 81L142 80H140V82ZM77 83L79 84V86L82 85V81L79 78L77 79ZM112 84H114V83H112ZM165 84H167V83H165ZM194 84H195V82H194ZM170 85H172V84H170ZM178 85H180V84H178ZM83 86H84V84H83ZM68 88L69 87H67V90H68ZM122 89H123V87H122ZM194 89L196 91V88L195 87H194ZM123 90H125V89H123ZM173 90H175V89H173ZM7 91H8V88L6 87L3 90V92H7ZM183 91H181L182 94L184 93ZM200 91H201V89H200ZM200 91L198 90V93ZM62 92H64V91H62ZM0 93L2 94V92H0ZM112 93H111V95H113ZM198 93H197V95H198ZM246 93H247V91H246ZM173 94H175V93H173ZM201 94H202V91H201ZM16 95H17V93H16ZM75 95H76V93H75ZM114 95H116V94H114ZM118 97H119V95H118ZM63 98L64 97H62V99ZM162 98H164V99H162ZM184 98L187 99V100H183ZM125 99H126V97H125ZM66 101H64V102H66ZM115 101H116V99H115ZM51 102H49V103H51ZM60 102H62V101H60ZM52 103H54V102H52ZM203 103H205V102H203ZM243 103H244V101H243ZM45 104H46V102H45ZM132 105H133V107L131 108ZM143 105H142V107H144ZM61 107H62V105H61ZM243 107H244V105H243ZM204 108H205V106H204ZM246 108H245V111H246ZM206 110H208V109H206ZM127 111H128V109H127ZM138 111H139V113H141L140 110H137V113H138ZM246 113H245V115H246ZM214 114H215V112H214ZM164 115H165V117H164ZM197 115L198 114H196V116ZM63 118H64V116L62 117V119ZM168 119H170V118H168ZM27 120L29 121V123H28ZM190 120H191V118H190ZM65 121H67V120H65ZM166 121H168V120H166ZM67 122H69V120ZM67 122H64L63 121V123H65V124ZM230 123H232V122H230ZM60 124H61V122H60ZM153 124H151V126H153ZM2 126H4V124H2ZM66 126H68V125H66ZM150 127H149V129H150ZM251 128H249V129H251ZM154 129L152 128L150 130H154ZM77 130L79 131L78 134H76L77 133ZM179 130L181 131V129H179ZM250 132H251V130H250ZM194 133H193V135H194ZM189 135H191V134H189ZM47 137L49 139H52V141L50 140L51 142H48L47 143L44 140L45 138L48 139ZM155 137L156 136L154 135V138L152 139V136H151L149 138V140H151V139L154 140ZM163 137H162L161 140H159L161 138V137H159V139L156 140V141H158V143L159 142L161 143L162 140H163ZM165 137H164V139H165ZM1 138L3 139L2 136H1ZM183 138L185 139L184 136H183ZM239 138H240V135H239ZM156 139H157V137H156ZM149 140L147 142H149ZM152 140H151V142H152ZM131 141H133V140H131ZM188 141L190 142V140H188ZM3 142H4V140H3ZM34 142H37V143L35 144ZM151 142H149V143H151ZM167 142H169V141H165V143H167ZM200 142H201V140H200ZM54 143L56 145V148L58 147L60 149V147H63V150H58V151L55 152L56 153V156L55 157H54V155L51 156L50 155L51 153L49 152L51 150L50 148L54 146V145L51 146V144H54ZM158 143L156 142V143H154V145L152 144L153 145L152 148H155L156 146L158 148H162L163 147V145H162V147L160 146V143H159V145H157ZM0 144H2V143H0ZM47 144L50 145L51 147L49 146V148H48V145ZM139 144H140V142H139ZM162 144H164V143H162ZM2 145H4V144H2ZM38 145H41L40 146L41 148L39 147V149H36L38 147ZM128 145L131 146L132 148L131 147L128 148ZM149 145L150 144H148V146ZM6 146H7V144H6ZM46 146H47V148H46ZM151 146H149V147H151ZM11 147L13 148V146H11ZM163 148H165V147H163ZM155 149H152V150H155ZM183 149H184V147H183ZM6 150H7V147H6ZM6 150L3 149V146L0 149V153L2 154V156L4 158H5V156H8L7 155L8 151H6ZM10 150H11V148H10ZM138 150H140V148H138ZM162 150L164 151V149H162ZM169 150L167 148V151L168 152H171V150L170 151ZM16 151L17 150L14 149V152H12V153L14 155H16V153H15ZM130 151L133 152L132 156H129ZM156 151H155V153H156ZM165 151H166V149H165ZM244 151H245V149H244ZM152 152H154V151H152ZM161 152L162 151L157 152V153H161ZM155 153L151 155L152 158H153V155H157ZM165 153H162V155L160 154L161 157L163 156L162 158L159 155H157V156H159L161 158L160 159L161 161L158 158V160L160 161V164H161L162 161L165 160V158H164V156L166 155ZM147 155H149V154H147ZM145 159H146V157L144 158V160ZM150 159L151 158H149L148 160L150 161ZM154 159H152V160H154ZM166 159L168 161V158H166ZM221 159H222V157H221ZM54 160H56L57 163L55 162V164H53L52 162ZM223 160H224V158H223ZM18 161L20 162V160H18ZM146 161H147V159H146ZM155 161H156V159H155ZM155 161H153V162H155ZM169 161H170V158H169ZM11 162H13V161H11ZM166 163H168V162H166ZM202 163H203V161H202ZM17 164H18V162H17ZM136 164H138L140 166H139V171H137L138 174L134 173V174H136L135 175V179L136 178L139 179L138 180V182L140 183V185H139L140 187L139 188L140 189L144 188V189H142V191H140L138 194H134L135 196H133V193H132V197H129V196H131V192H133L131 190V186L132 185H133V187L134 186H137L134 183V182H136L137 179L133 181L134 184L128 186L125 189L123 187V186H126L124 184V181L125 180H128L129 178L132 179V177H134V174L131 173V170L133 168H135L134 166H136ZM147 164H149V163H146L145 165H147ZM156 165L157 164H154V163H153V165L151 164V166H153V167H155ZM151 166H149L150 169H151ZM136 167H138V166H136ZM156 167H157V169L156 168L155 169L158 170V166H156ZM160 167H162V166H160ZM49 168H51V169L53 168V169L56 170L54 184H52V186L45 183V182H47V181L50 180L48 178V173L51 172L50 170H48ZM149 168H147V169H149ZM188 169H189V167H188ZM136 170H137V168H136ZM223 170H224V168H223ZM225 170H226V168H225ZM142 171H144L143 168H142ZM242 171H244V170H242ZM153 172H155V170ZM153 172L151 171L150 173L151 174H154ZM169 172H171V171H169ZM181 172H183V171H181ZM144 173H142V174L144 175ZM132 174H133V176H131ZM151 174H148V172H147V175L148 176L151 175ZM142 176H141V178H142ZM148 176H146V177H148ZM152 176H151V178H152ZM205 176H206V174H205ZM61 177L64 178V182H65V185L63 184L64 186H62V184H61V182L59 180ZM170 177H171V175H170ZM210 177H211V175H210ZM149 178H150V176L148 177V180H149ZM160 179H162V178H160ZM163 179H164V177H163ZM202 179H204V178H202ZM205 179H206V177H205ZM132 180H130L131 182L129 180L128 181L130 183H132ZM175 180H173V181H175ZM4 181H5V179H3V182ZM145 181H146V179H145ZM150 182L148 181V183H150ZM170 182H169V185L171 186L172 184ZM180 182H181V180H180ZM1 183H2V181H1V178H0V184ZM130 183H128V184H130ZM2 184H5V183H2ZM119 184H121V185H119ZM167 184H168V182H167ZM175 184L173 185V187L175 186V188L172 187L173 188V192H174V189H175V192L174 193H176V190H177V187H176ZM117 185L120 186V189H117L118 188ZM28 186L30 187V189H29ZM147 186H148V184H147ZM134 188H136V187H134ZM116 189H117V191L115 192ZM122 189H123V191H122ZM206 189H207V187H206ZM245 189H247V188H245ZM120 190L122 191V194L124 195V197L119 200V198L117 196H118V191H119V193H121ZM145 191L147 193V190H145ZM56 192H58V193H56ZM136 192H138V191H136ZM168 192L166 191V193H168ZM177 192H178V190H177ZM204 192H205V190H204ZM175 195L176 194H174V196ZM164 196H166V195H164ZM168 197H170V196H168ZM70 198H68L69 199L68 200L65 197V199L63 198L64 199L63 200L64 202L61 201L62 202V207L65 206V205H67L66 208L69 209L67 211H70V209H71V206H70V204H71L70 203ZM31 200H34V203H36L35 205H33L31 207L32 209L30 207H28L29 205H27V204H29L28 202L31 201ZM158 201H156V202L158 203ZM245 201H246V199H245ZM63 203L65 205H63ZM1 204H3V203H1ZM68 206H69V208H68ZM156 207H157V205H156ZM242 209H243V207H242ZM72 211H73V209H71V212ZM46 213H49V215H50L49 216L50 217V221H47L45 219L44 220L42 219V217H43L44 214H45V216L47 215ZM68 213H70V212H67V214ZM70 214H72V213H70ZM62 217L65 218L64 216H62ZM73 217H75V218H73ZM188 217H189V215H188ZM229 217H230V215H229ZM187 218H185V219H187ZM68 219L69 218L67 217V220ZM163 219H165V218H163ZM65 220H64V222H65ZM231 220H230V222H231ZM163 221H167V219L166 220H163ZM46 222H48V224ZM42 223H45V224H42ZM68 226L69 225H67L66 227H68ZM61 227H60V229H61ZM76 228H75V230H77ZM60 229H59V231H60ZM187 231H189V232H187ZM10 232H11V230H10ZM46 232L48 233L47 235H46ZM75 232H77V231H75ZM190 232H192V233H190ZM202 232H204V230ZM54 233H55V236H54ZM67 235H68V231H67ZM69 235H70V232H69ZM69 235H68V238H70V240H71V238L73 237L72 236L73 234L70 235V237H69ZM56 237H58V236H56ZM220 239H221V237H220ZM64 240L66 241V238ZM230 240H231V237H230ZM234 240H235V242L237 240L238 243L235 244ZM55 241L56 242L58 241V242L56 243ZM68 241H69V239H68ZM68 241H67V243H69ZM65 243L66 242L63 241V244H65ZM167 243L170 246V248L167 246L169 249L168 248L166 249ZM67 245L66 246L69 247V244H67ZM70 246H71L70 247V250L73 249V246L72 245H70ZM84 248H83V250H84ZM56 252L58 253V251H56ZM76 252L77 251H75V253ZM67 253H68V250H67L66 254ZM66 254L64 256H67ZM72 254H74V252H72V251H71L70 254L68 253V257L70 255H71L70 257L75 256L78 253H76L75 255H72ZM141 256H143V257L141 258ZM51 257H52V260H50ZM48 258H49V260H48ZM77 258H79V256ZM60 259H61V257H60ZM69 259H71V258H69ZM64 260H65V258H64ZM70 261H72V260H70ZM59 262H60V260H59ZM50 263H52V262H50Z\"/></svg>",
    "mask_w": 264,
    "mask_h": 264
}]
</instances>
